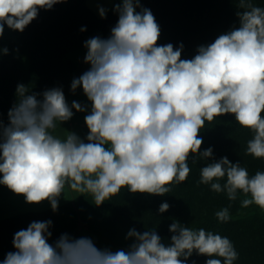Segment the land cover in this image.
Instances as JSON below:
<instances>
[{
    "label": "clouds",
    "instance_id": "clouds-1",
    "mask_svg": "<svg viewBox=\"0 0 264 264\" xmlns=\"http://www.w3.org/2000/svg\"><path fill=\"white\" fill-rule=\"evenodd\" d=\"M64 2L0 0V38L5 25L22 33L41 9ZM237 3L239 25L199 46L191 59L181 58L182 43L158 44L160 25L141 0L115 3L118 20L110 36L84 42L90 67L71 82L73 93L82 88L90 111L76 101L70 106L60 87L34 93L17 85L8 123L0 118V185L28 204L47 200L53 212L66 187L80 196L90 194L97 207L122 188L164 196L188 179L190 157L194 163L197 157L213 158L211 147L201 151V129L224 115L253 133L245 154L264 159V7L254 0ZM106 12L99 8L101 18ZM73 109L88 112L85 139L69 131L63 139L54 135L57 122L69 121ZM198 183L225 193L230 202L242 194L241 207L264 211V171L250 175L225 156L200 168ZM230 206L215 213L220 222L231 219ZM169 207L161 203L159 212ZM51 225V220L33 221L17 231L15 251L0 264H186L193 253L208 257L205 264H234L239 255L227 236L178 221L169 225V245L155 229L132 228L126 239L133 242L116 251L68 234L50 244Z\"/></svg>",
    "mask_w": 264,
    "mask_h": 264
},
{
    "label": "trees",
    "instance_id": "trees-1",
    "mask_svg": "<svg viewBox=\"0 0 264 264\" xmlns=\"http://www.w3.org/2000/svg\"><path fill=\"white\" fill-rule=\"evenodd\" d=\"M118 2L114 0V4ZM254 3L264 7V0H254ZM141 6L150 9L160 25L159 45L172 43L174 48L184 45L182 59L193 58L199 46L213 42L219 34L239 25L237 0H141ZM117 20L113 9L106 18H101L86 5V0H67L51 10L41 9L22 33L5 25L0 38V49H8L7 54L0 53V118L4 123H8L7 113L16 102L18 84L27 85L29 92L34 93L54 87L63 90L78 68L79 57L86 55L84 42L94 36L108 38ZM81 28L86 30L81 32ZM200 136L201 151L211 147L213 158L205 161L197 157L194 163L190 157L188 179L173 185L164 196L132 194L122 188L118 195L99 207L94 205L90 194H85L58 206L55 212L52 208L29 211L1 220L0 262L7 253L15 251L14 234L31 222L51 220L52 236L48 242L54 244L62 234L80 238L74 234V228L83 219L92 232L112 238L121 247L133 242L126 239L132 228L140 232L155 229L159 235L171 237L169 225L178 221L193 229L202 227L227 236L239 254L234 264H264V211L258 206L241 207L242 194L230 202L225 193H215L209 185L198 183L200 168L225 156L232 163L240 162L250 175L264 171V159L245 154L253 133L242 128L234 116L224 115L212 123L206 122ZM164 202L170 207L160 213L159 206ZM229 205L231 219L222 223L215 213ZM206 259L195 253L186 264H205Z\"/></svg>",
    "mask_w": 264,
    "mask_h": 264
},
{
    "label": "rangeland",
    "instance_id": "rangeland-1",
    "mask_svg": "<svg viewBox=\"0 0 264 264\" xmlns=\"http://www.w3.org/2000/svg\"><path fill=\"white\" fill-rule=\"evenodd\" d=\"M86 5L89 8H91L99 17H101L99 15V8L101 7L105 8L107 10L106 12V16H107L109 12H111V10L113 9L114 0H86ZM84 57L85 55H81L79 57L78 68L73 74H71L69 78V82L66 85V87L63 88V91H66V90L72 91L71 90L72 80L74 78H78L80 75H82L85 71L89 69L90 65L84 62ZM75 93H73L72 95L74 96L76 95L75 97H73V99L76 102H79L82 105H88V107H90V102L88 101L87 97L84 95L82 88H77ZM7 198H8V188L3 185H0V221L6 218H9V217L18 215L20 213H17V212L27 210V208H31L35 210L36 208L41 209V208H46L47 206H49V205H10L8 204ZM12 198H14V196ZM255 207L256 205H252L248 208H255ZM258 209L261 210L260 208ZM75 225H76L74 228L75 235H78L80 238L81 237L90 238L94 242V244L100 249L108 248L112 251H116L120 249L127 250L129 247V246L121 247L112 238L92 232V230L86 225L83 219H80L79 221H77ZM160 237H161L162 243H164L165 245L170 244V236L160 235ZM194 254L195 253H193V255Z\"/></svg>",
    "mask_w": 264,
    "mask_h": 264
},
{
    "label": "crops",
    "instance_id": "crops-1",
    "mask_svg": "<svg viewBox=\"0 0 264 264\" xmlns=\"http://www.w3.org/2000/svg\"><path fill=\"white\" fill-rule=\"evenodd\" d=\"M63 92H64V95L66 97L67 102L71 106L72 102L75 101L73 99V97H75L76 95L75 96L72 95L73 92L69 91V90H66ZM88 108H90V107H88ZM89 111H90V109H89ZM73 112H74V115L69 121L63 122L61 125L59 122H57V128L54 132V135H57L63 139L68 134L67 131H69V132L76 133L81 139L86 138V135L88 133V129H87V126L84 122V116L87 115L88 112H77L75 109H73ZM9 195H10V197H9ZM13 196H14V198H12ZM78 197H81L79 193L71 191L70 189H68L66 187L64 195L62 194L61 197L59 198L58 206L65 205L69 202L75 201ZM7 199H8V204H10V205H49L46 208H41V209L36 208L35 210H33L31 208H27V210L17 212V213H23V212H29V211H41V210H46V209L51 208V205L47 200L40 203V204H28L25 202L23 195H16L13 192H11L9 189H8V198ZM29 209H31V210H29Z\"/></svg>",
    "mask_w": 264,
    "mask_h": 264
}]
</instances>
